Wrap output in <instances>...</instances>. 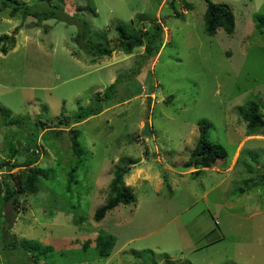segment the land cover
Wrapping results in <instances>:
<instances>
[{
	"label": "rangeland",
	"instance_id": "rangeland-1",
	"mask_svg": "<svg viewBox=\"0 0 264 264\" xmlns=\"http://www.w3.org/2000/svg\"><path fill=\"white\" fill-rule=\"evenodd\" d=\"M211 1L233 11V32L205 33V0L58 1L70 14L80 9L90 42L113 49L117 25L140 34L161 23L163 48L147 63L144 47L95 57L75 44L77 24L36 26L33 17H11L0 5V107L10 113L0 112V264H23L25 240L54 249L39 264H264V129L248 136L239 114L250 102L264 104V0ZM118 80L116 100L99 115L59 130L39 129V165L50 177L36 195H21L18 206L4 202L6 185L16 182L8 174L19 172L9 171V163L32 156L25 149L37 123L73 116ZM146 121L156 150L143 136ZM200 122L210 124V140L228 156L196 176L200 169L186 163ZM72 130L80 135V158ZM74 167L77 183L69 187ZM120 167L129 169L124 184L135 199L97 222ZM101 234L115 240L107 259L94 244L82 249ZM7 244L19 249L7 250Z\"/></svg>",
	"mask_w": 264,
	"mask_h": 264
},
{
	"label": "trees",
	"instance_id": "trees-1",
	"mask_svg": "<svg viewBox=\"0 0 264 264\" xmlns=\"http://www.w3.org/2000/svg\"><path fill=\"white\" fill-rule=\"evenodd\" d=\"M58 1L61 0H42L38 5H29L20 0H0V5L4 9H11V17H15L18 14H22L24 18L33 17L37 21L35 24L36 26H40L48 20H55L66 24H77L80 27V32L74 38L75 44L87 54L95 57H110L118 49L130 55L133 53L134 49L144 47L145 56L143 57V62L147 63L150 60H154L163 48L164 29L161 23L150 25L149 28L143 29L140 34H131L124 26L117 25L116 30L119 33V39L117 40L118 49H113L104 42H90L88 39L90 37V29L87 23L82 20L80 9H76L75 13L70 14L60 5V2L58 3ZM205 1L208 3L205 14V33L209 36H214L220 27H224L229 33L233 32L235 28V16L233 11L226 5L216 4L211 0ZM90 10L96 15L95 8L90 7ZM176 16L180 17V14L176 12ZM262 27H264V18H259V28L261 29ZM47 30L46 28L45 31ZM2 39L3 38L0 37V42ZM1 50L6 53L7 47H3ZM119 82L118 80L111 84L105 92L97 93L92 105L87 108L80 107L79 111L73 116L62 115L57 121H39V123H37V129L33 132L30 142L25 149V152H32V156L22 163H9L11 164L9 171L19 168V172L16 174L9 172L8 177L14 179L16 182L13 184L8 182L6 185L4 202L12 201L14 206H18L21 195H36L40 191V181L49 179L50 177V172L39 165L42 158L38 144L39 129L53 128L59 130L62 126L68 127L71 121L79 124L88 118L99 115L107 104L113 103L116 100L117 84H119ZM173 100V96L169 97L167 99V104H171ZM262 108H264V104L261 105L257 102H250L244 107L239 108V114L242 120L247 124L248 136L260 135V131H263L264 113L262 112ZM0 112L6 116L10 114L1 107ZM198 126L199 139L189 162L186 163L187 167L194 166L196 169H200L195 172L196 176H199L203 169H209L215 166L219 158H226L228 156L223 145L210 140V124L207 122H200ZM70 132L72 134L71 141L73 152L80 158L84 150L79 141V132L76 130ZM17 154L18 151L13 149L10 153V158H16ZM76 171L77 167H74L69 173V187L71 184L77 183L75 179ZM129 173V169L125 167H120L115 171V178L111 184V190L114 195L110 196L111 199L107 204L97 210L95 214V220L97 222L102 221L106 214L115 207L121 204L129 205L134 201V194L131 189L124 184V178ZM261 183L264 186V180H262ZM258 184L259 182L254 183V185ZM246 186L250 189V182H246ZM245 189H242V193L246 192ZM92 244L95 245L99 258L107 259L111 256V252L115 247V240L110 235H98L94 240H86L82 243L83 252H87ZM22 245V250L19 251L25 260L23 264H39V262L43 260L47 261L48 256L54 252V249L45 248L41 243L33 240H25ZM6 249L16 251L19 248L7 244ZM60 254L65 255L64 252H60ZM77 259H80V257Z\"/></svg>",
	"mask_w": 264,
	"mask_h": 264
},
{
	"label": "water",
	"instance_id": "water-1",
	"mask_svg": "<svg viewBox=\"0 0 264 264\" xmlns=\"http://www.w3.org/2000/svg\"><path fill=\"white\" fill-rule=\"evenodd\" d=\"M5 41H8L7 39ZM11 41V40H9ZM143 136L147 139H149V146L153 149L156 150L155 142H154V136H153V131L151 128V124L149 121H146L144 123V131H143Z\"/></svg>",
	"mask_w": 264,
	"mask_h": 264
},
{
	"label": "clouds",
	"instance_id": "clouds-1",
	"mask_svg": "<svg viewBox=\"0 0 264 264\" xmlns=\"http://www.w3.org/2000/svg\"><path fill=\"white\" fill-rule=\"evenodd\" d=\"M149 140V139H148Z\"/></svg>",
	"mask_w": 264,
	"mask_h": 264
}]
</instances>
